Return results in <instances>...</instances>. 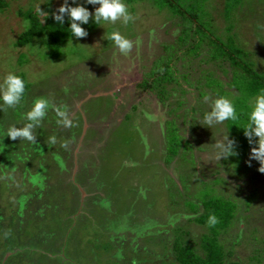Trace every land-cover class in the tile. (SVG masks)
<instances>
[{"label":"rangeland","instance_id":"rangeland-1","mask_svg":"<svg viewBox=\"0 0 264 264\" xmlns=\"http://www.w3.org/2000/svg\"><path fill=\"white\" fill-rule=\"evenodd\" d=\"M44 1L13 0L0 12V78L23 70L30 83L16 106L0 107V264H171L170 239L177 226L199 242L208 225L191 219L204 199L223 193L241 216L220 236L230 258L264 264V172L250 158L256 137L250 143L238 129L256 94L252 81L240 78L243 67L227 60L213 67L217 62L205 63L211 61L205 50L196 58L188 50L187 55L176 43L179 18H167L148 2L127 8L134 16L127 25L105 22L59 48L39 39L15 46L23 28L16 10L43 9ZM186 1L191 11L203 13L206 27L215 15L221 33L235 35V48L241 42L240 56L264 73V0L230 1L236 18L232 31L214 9L217 0ZM63 2L51 0L50 7ZM95 6L86 8L91 13ZM113 30L132 41L127 55L105 39ZM165 43L174 44L173 57L179 55L170 65L186 91L175 89L162 101L140 83L162 63L156 58L165 55ZM206 94L233 100L236 130L228 121L211 128L201 124ZM38 96L65 105L72 126L57 124L50 106L32 130L34 141L10 140L5 130L27 122L24 113ZM174 123L180 143L171 140ZM226 136L234 154L216 159L214 142Z\"/></svg>","mask_w":264,"mask_h":264},{"label":"trees","instance_id":"trees-1","mask_svg":"<svg viewBox=\"0 0 264 264\" xmlns=\"http://www.w3.org/2000/svg\"><path fill=\"white\" fill-rule=\"evenodd\" d=\"M13 0H0V12H4L10 7V4ZM204 1V0H203ZM232 0H225V6H223L222 0H217L218 4L214 6L218 14L222 15L225 19L228 20V24L225 27L226 31H232L233 22L236 20L235 13L230 11V3ZM239 2V0H233ZM75 1H68L69 5H75ZM127 8L134 10V6L138 2H148L154 9L157 11L167 12V18L172 17L173 19L179 18L178 23L181 25L178 35L176 36V43L179 42L180 50L182 46L184 52L192 53L194 58H196L202 51L204 56L206 55L208 59H211L210 62H205L210 64L215 61L216 64L213 67H219L220 60H227L230 64H234L235 67H243L246 73H242V79L249 78L252 81L251 90L252 93H256L258 89L264 88V73H260L255 69L253 63H248L240 55L239 51L241 50V42L237 48H235L234 43L236 44L235 35H226L222 29L224 27L220 26L217 23L215 15L211 16V27H206L204 25V15L200 11H191L192 6L186 0H123ZM51 0H45L43 2L42 12L39 15L35 14V6L28 5L26 8L19 7L16 12L21 16L22 21L28 19L30 21V28L26 31L24 27L18 33L17 37L12 41L15 46L30 45L36 39L41 40L47 46L52 47V49L61 47L64 43H67L70 38L74 37L69 32L68 28V17L65 14L63 24H59L53 19V13L58 9H53L50 7ZM92 4L86 3L84 7H91ZM224 8L223 14L220 11V8ZM201 13V15H199ZM232 14V15H231ZM231 15V16H230ZM217 27H216V26ZM87 30V33L95 28L97 24L92 21L91 15L89 17V22L87 24L81 25ZM220 32V33H219ZM223 36L222 37H220ZM165 55H160L156 59H162L163 61L160 65H154L148 75L152 78L144 79L140 84L143 88L147 90H152L156 92L159 99L162 101H167L170 98V94L177 91L181 94L186 91V88L180 81V78L176 77V69L174 66H171V60L177 58L179 55L176 54L173 57V50H170L174 46L172 43H165L164 45ZM24 52H19L17 55V60L21 63L23 58L21 54ZM182 54L181 59L186 56ZM194 60V59H193ZM203 60V58H202ZM188 63V62H187ZM193 63V62H192ZM214 63V62H213ZM224 63V62H223ZM191 64V63H190ZM201 64V63H200ZM199 64V66H200ZM188 64L185 63V66ZM184 66V67H185ZM221 66V65H220ZM223 66V64H222ZM240 67V68H241ZM211 68V67H210ZM170 69V71H169ZM25 81V92L26 93L30 83L25 77V73L21 70L18 74ZM185 78L186 76L183 75ZM246 80V79H245ZM23 94V95H24ZM22 95V96H23ZM174 103V102H173ZM129 115H127L128 117ZM171 120V119H170ZM239 120V119H238ZM246 120H244L245 122ZM229 127L237 129L238 121H228ZM171 131L176 132L171 138L172 141L180 143L179 129L176 123L170 126ZM242 129L241 127L238 128ZM178 145L170 143L171 149H177ZM174 151V150H173ZM203 209L198 211L199 214L193 216V219L199 224L208 225L209 231L203 233L200 237L199 242L185 236L187 233L190 235V232L186 229H183L181 226H177V230L174 231L176 234L173 238L170 239V246L173 252V260L170 261L171 264H245L241 260L231 259L230 253L231 249H227L223 241L220 239L221 233L227 231L230 225L238 219H241L240 215H237L235 212L236 204L229 196H209L203 201ZM197 213V212H196ZM209 214H213L216 217L217 222L214 225H209L207 223V217ZM238 217V218H237ZM243 218V217H242Z\"/></svg>","mask_w":264,"mask_h":264},{"label":"clouds","instance_id":"clouds-1","mask_svg":"<svg viewBox=\"0 0 264 264\" xmlns=\"http://www.w3.org/2000/svg\"><path fill=\"white\" fill-rule=\"evenodd\" d=\"M85 3L96 5L90 13L88 8L81 4L69 5L68 0H64L53 13V19L59 24H63L65 14H67L69 23L68 30L76 38L85 37L87 30L81 25L89 22L91 15L92 21L103 26L105 22L114 23L119 20L122 24L127 25L129 21L134 20V16L127 10L123 0H85ZM35 14L39 15L42 10L35 6ZM31 24L28 19L23 21V27L27 31ZM105 39L110 40L115 48L122 55H127L132 48V41L119 31L109 32ZM25 92V81L13 71H9L0 78V107L16 106ZM208 104V110L202 114L201 124L209 128L215 124L225 121H238L239 113L234 107L233 100L224 95L209 97L207 94L202 97ZM52 107L56 113L57 124L64 127H71L73 121L68 117L65 105H51L50 101L44 96H38L33 99L31 107L24 113V119L27 121L22 127L15 125L9 126L5 134L10 140L17 137L23 138L29 142L34 141V126L38 125L42 118L45 117L46 111ZM243 134L249 139L256 137L255 146L250 149V158L259 161L258 171L264 172V88L257 90L256 94L250 98L249 111L247 112L246 121L242 124ZM48 141L55 143V137L49 136ZM62 146H65L62 144ZM215 158L227 157L233 155V141L227 136L214 142ZM217 222L215 215L209 214L207 223L211 226Z\"/></svg>","mask_w":264,"mask_h":264}]
</instances>
